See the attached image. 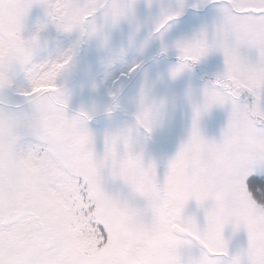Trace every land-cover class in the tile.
Returning <instances> with one entry per match:
<instances>
[{"label":"snow or ice","instance_id":"snow-or-ice-1","mask_svg":"<svg viewBox=\"0 0 264 264\" xmlns=\"http://www.w3.org/2000/svg\"><path fill=\"white\" fill-rule=\"evenodd\" d=\"M0 264H264V0H0Z\"/></svg>","mask_w":264,"mask_h":264},{"label":"rangeland","instance_id":"rangeland-1","mask_svg":"<svg viewBox=\"0 0 264 264\" xmlns=\"http://www.w3.org/2000/svg\"><path fill=\"white\" fill-rule=\"evenodd\" d=\"M37 14L38 13L34 10L33 15H37ZM223 122H224V114L217 110L204 119L203 127L209 133V135L217 134ZM165 135L166 134H157L154 137L153 142H151L149 145V153L151 155L160 157L165 154L170 155L172 152H174L176 145V138H173L172 140L165 142Z\"/></svg>","mask_w":264,"mask_h":264}]
</instances>
